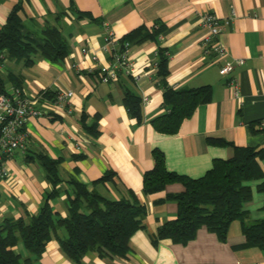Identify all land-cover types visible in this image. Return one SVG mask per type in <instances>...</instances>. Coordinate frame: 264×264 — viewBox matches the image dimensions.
<instances>
[{
    "label": "crops",
    "instance_id": "crops-1",
    "mask_svg": "<svg viewBox=\"0 0 264 264\" xmlns=\"http://www.w3.org/2000/svg\"><path fill=\"white\" fill-rule=\"evenodd\" d=\"M20 1L21 18L29 28L57 26L71 51L60 63L37 57L31 67L24 68L7 61L4 77L7 73L19 75L23 79L20 90L30 97L45 91H72L73 114L30 117L26 125L28 149L3 157L0 165L7 167L9 176L0 181V224L8 217L27 219L36 215L43 195L53 189L37 159H28L43 151L61 161L62 193L53 203L60 216H67L71 193L67 180L74 178L91 191L94 183L110 171L115 173L113 180L96 185V190L114 200L130 199L134 193L145 206L146 228L133 235L128 257L114 258L115 263L264 264V252L240 247L246 242L241 221L230 225L225 241L202 227L187 244L164 240L153 245L151 235L163 223L175 219L178 211L174 201L158 202L168 194L181 193L184 187L173 183L162 193H143V176L155 165L154 150L162 152L168 171L197 179L216 160L232 158L234 146L253 147L263 150L258 162L264 173V131L257 127L264 119V0H0V29ZM205 13L219 17L222 33L218 41L230 57L244 60L235 70L240 84L238 97L221 72L222 61L204 54L206 31L201 18ZM157 21L165 26L159 41L148 40L131 47L134 73H120L116 82L104 83L99 69L112 62L102 50L106 28L121 39L140 26L152 28ZM159 45L169 53L168 82L172 88L212 89L210 101L198 106L175 134L160 133L152 124L164 113L163 90L155 66ZM83 49L88 52L83 53ZM95 55L98 60L93 59ZM4 86L7 90L14 88L8 78ZM129 91L147 101L141 124L131 118L124 103ZM39 101L38 107L43 108L49 99L40 97ZM83 114L89 125L99 117L97 135L83 130ZM260 182L250 183L253 195L245 205L250 221L264 219V192L257 190ZM109 262L110 258L91 251L81 264ZM41 263L72 264L55 238L49 242Z\"/></svg>",
    "mask_w": 264,
    "mask_h": 264
},
{
    "label": "trees",
    "instance_id": "trees-1",
    "mask_svg": "<svg viewBox=\"0 0 264 264\" xmlns=\"http://www.w3.org/2000/svg\"><path fill=\"white\" fill-rule=\"evenodd\" d=\"M22 11L20 1L0 29L2 93L7 92L4 86L6 78L17 89H21L23 83L19 75L7 73L4 77L1 66H5L7 61L28 68L37 57L60 63L71 51L67 39L57 26L46 24L43 28L31 29L21 18ZM164 29L165 26L158 21L152 28L140 26L119 39L120 50H124L125 43L132 47L148 40L158 42ZM169 64L168 50L159 45L155 66L156 79L163 90L164 113L152 124L160 133L175 134L180 124L191 117L198 106L210 101L212 89L210 86L180 90L172 88L168 82ZM40 97L53 101L56 93L45 91ZM124 103L131 118L141 124L144 120L143 98L129 91L125 93ZM98 118L96 116L89 125L86 123L87 115L81 116L80 122L87 134L97 135ZM217 142L226 145L224 141ZM234 151L232 158L216 160L213 167L197 179L168 171L162 152H152L155 165L143 176V193L156 195L173 183H180L184 187L181 193L168 194L158 202L174 201L178 211L175 219L166 221L151 235L153 245L157 246L164 240L187 244L202 227L225 241L230 225L234 221H241L246 242L240 247L264 252V219L250 221L245 210L246 203L253 195L250 183L261 181L257 190L264 192V173L258 162L263 150L234 146ZM28 159H37L53 189L43 195L36 215L27 219L8 217L0 224V264H42V256L53 238L72 264H81L91 251L110 258L108 264H117L114 258L128 257L133 235L146 228L144 220L147 210L134 193H131L130 199L114 200L96 190V185L111 182L114 172L105 173L94 183L91 191L74 178L67 180L71 193L68 194L67 216L62 217L53 207L55 199L62 193L60 186L64 182L59 171L61 161L43 151L34 153Z\"/></svg>",
    "mask_w": 264,
    "mask_h": 264
},
{
    "label": "built area",
    "instance_id": "built-area-1",
    "mask_svg": "<svg viewBox=\"0 0 264 264\" xmlns=\"http://www.w3.org/2000/svg\"><path fill=\"white\" fill-rule=\"evenodd\" d=\"M201 25L206 31L202 40L204 54L214 56L217 60L222 61L221 72L227 77L228 85L232 88L234 95L238 97L240 84L235 70L244 64V60L232 59L227 48L218 41L222 33L219 17L213 13H205L201 18ZM104 40L102 50L110 55L112 62L100 67L101 80L106 84H111L118 80L120 73L132 75L135 69L130 56L131 46L125 43L124 50L121 51L120 40L110 28H106ZM87 52L86 49H83V53ZM93 59L98 60V57L95 55ZM4 68L2 65L1 70ZM55 93L56 97L53 101L46 102L43 108H39L40 96H27L17 88L7 90L6 93L0 91V162L3 157L10 158L17 151L25 152L28 149L30 137L26 132V125L30 117H40L51 113L73 114L71 100L74 93L69 90H59ZM257 127L264 131V119L259 121ZM8 176L7 167L0 165V181L6 180Z\"/></svg>",
    "mask_w": 264,
    "mask_h": 264
}]
</instances>
